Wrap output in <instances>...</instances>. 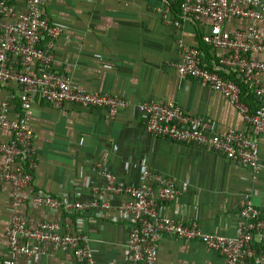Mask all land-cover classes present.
<instances>
[{
	"label": "crops",
	"instance_id": "1",
	"mask_svg": "<svg viewBox=\"0 0 264 264\" xmlns=\"http://www.w3.org/2000/svg\"><path fill=\"white\" fill-rule=\"evenodd\" d=\"M29 0H12L23 12ZM53 24L65 28L53 50L52 67L70 77L80 88L126 97L130 107L112 118L102 108L83 110L75 103L64 106L35 98L29 126L34 132L37 167L27 193H47L68 202H87L94 188L104 187L105 167L127 185L141 183V167L170 176L176 182L177 199L160 205V213L186 225L197 224L205 233L237 237L240 210L247 198L264 216V135L259 139L260 173L254 176L240 163L228 160L209 146H185L154 137L142 123L138 106L143 102H175L188 114L203 116L214 127L244 131L242 111L220 92L196 80L181 78L175 63L183 57L179 45L201 49L203 60L227 77H238L219 65L225 51L207 46L203 38L211 31L208 20H183L177 4L162 0H42ZM167 7L173 21L167 24L158 9ZM248 20L231 18L226 29L232 33L249 28ZM264 32V23L259 24ZM45 44H42L44 46ZM39 71L33 65L32 75ZM17 82L6 84L0 95L10 104L8 116L22 113ZM247 94L245 105L253 96ZM254 101V99H253ZM11 133L0 129V142ZM4 158L0 155V264L9 259L7 227L14 214L24 216L30 227L51 212L30 201L20 210L11 204L12 187L2 178ZM108 198V194H105ZM126 197L113 198L112 207L97 211H67L57 218L63 232L81 233L90 239L98 264H123L126 246L134 225L131 215L119 208ZM21 258L18 264H77L72 254L56 253ZM159 264H228L216 251L200 242L166 236L160 242Z\"/></svg>",
	"mask_w": 264,
	"mask_h": 264
},
{
	"label": "built area",
	"instance_id": "2",
	"mask_svg": "<svg viewBox=\"0 0 264 264\" xmlns=\"http://www.w3.org/2000/svg\"><path fill=\"white\" fill-rule=\"evenodd\" d=\"M162 1L167 5L178 4L183 20L195 18L212 23L203 41L215 50L226 52L219 59V65L239 80L210 68L203 60L201 49L184 44L179 45L183 57L175 63V70L181 78L196 80L220 92L242 111L246 128L244 131L219 130L211 120L188 114L172 101L143 102L138 106L142 123L154 137L185 146H209L228 160L242 164L254 176L258 175L261 170L259 139L264 135V32L259 28L264 23V0ZM169 12L167 7L158 9L167 24L179 27L181 23L173 21ZM231 18L248 20L250 26L243 32L232 33L225 27ZM64 33L65 28L52 23L42 0H29L23 12L17 10L12 0H0V95L3 87L12 81L22 88L20 117L8 116V102L0 106V129L11 133L8 142H0V155L4 158L2 178L12 187L14 210L22 209L30 201L51 212V218L43 219L35 227H30L24 216L13 215L6 230L10 257L4 264H18L21 258L46 255V245L52 247L54 254H72L77 264H98L90 239L81 233L63 232L57 218L67 211L92 210L101 217L117 197H126L119 210L133 216L135 222L126 246L127 261L123 264H159L160 242L166 236L200 242L218 252L228 264H264V216L250 198L238 215L236 238L208 234L197 224L186 225L161 215L160 205L177 199L176 182L146 164L141 167L139 185L120 182L105 167L101 173L104 187L94 188V197L87 202H68L47 193L32 196L27 193L37 167L35 136L29 126L36 97L58 106L75 103L83 110L102 108L112 118L130 107L126 97L84 90L52 67L56 41ZM36 64L39 71L32 75ZM242 85L253 96V107L245 105Z\"/></svg>",
	"mask_w": 264,
	"mask_h": 264
},
{
	"label": "trees",
	"instance_id": "3",
	"mask_svg": "<svg viewBox=\"0 0 264 264\" xmlns=\"http://www.w3.org/2000/svg\"><path fill=\"white\" fill-rule=\"evenodd\" d=\"M178 5V4H177ZM179 6V5H178ZM180 8V7H179ZM225 75V74H224ZM226 76V75H225ZM238 83H240V82H238ZM242 91H243V98H245V96L247 95V94H249V91H248V89L244 86V85H242ZM249 96H251L250 94L248 95V97ZM250 107H253V99H252V103H251V105H249Z\"/></svg>",
	"mask_w": 264,
	"mask_h": 264
},
{
	"label": "water",
	"instance_id": "4",
	"mask_svg": "<svg viewBox=\"0 0 264 264\" xmlns=\"http://www.w3.org/2000/svg\"><path fill=\"white\" fill-rule=\"evenodd\" d=\"M254 204H255V205H258V204L256 203V200H254Z\"/></svg>",
	"mask_w": 264,
	"mask_h": 264
}]
</instances>
